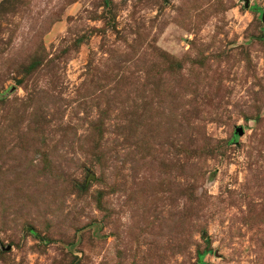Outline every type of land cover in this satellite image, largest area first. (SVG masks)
<instances>
[{"label":"rangeland","instance_id":"1","mask_svg":"<svg viewBox=\"0 0 264 264\" xmlns=\"http://www.w3.org/2000/svg\"><path fill=\"white\" fill-rule=\"evenodd\" d=\"M261 16L0 0V264H264Z\"/></svg>","mask_w":264,"mask_h":264},{"label":"trees","instance_id":"2","mask_svg":"<svg viewBox=\"0 0 264 264\" xmlns=\"http://www.w3.org/2000/svg\"><path fill=\"white\" fill-rule=\"evenodd\" d=\"M27 231H29L32 235H35L34 231L31 228H27ZM204 253L205 252L198 254V262H201V259Z\"/></svg>","mask_w":264,"mask_h":264},{"label":"water","instance_id":"3","mask_svg":"<svg viewBox=\"0 0 264 264\" xmlns=\"http://www.w3.org/2000/svg\"><path fill=\"white\" fill-rule=\"evenodd\" d=\"M245 2H246V3H245V7H247V1H245ZM261 20L264 21V17L261 16ZM237 131H238L239 134L241 133V129H240V128H239Z\"/></svg>","mask_w":264,"mask_h":264}]
</instances>
